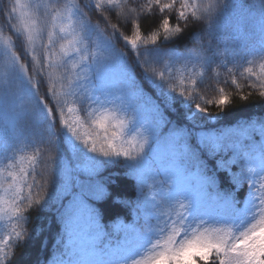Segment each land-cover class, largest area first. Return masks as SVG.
Wrapping results in <instances>:
<instances>
[{
	"label": "snow or ice",
	"instance_id": "snow-or-ice-1",
	"mask_svg": "<svg viewBox=\"0 0 264 264\" xmlns=\"http://www.w3.org/2000/svg\"><path fill=\"white\" fill-rule=\"evenodd\" d=\"M24 7L20 0H0V34L11 33L0 73V160L12 168L9 162L23 148L35 153L31 169L21 172L23 187L14 191L9 211L17 224L0 240V264H264V182L257 184V177L264 181V63L259 72L244 69V84L228 68L264 60V0L251 6L238 0L207 6L197 0H89L67 7L66 15L35 5L39 16H51V30L18 12ZM214 7L218 15L238 10L239 23L255 20L250 30L237 29L235 44L223 55L205 40L211 31L183 35ZM157 13L158 24L142 39L141 17ZM65 20L60 38L74 39L53 61L56 22ZM21 35L29 47L14 50L12 37ZM117 36L137 58L131 70L113 46ZM177 37L175 47L164 52L163 68L139 51ZM38 40L39 56L32 47ZM69 56L79 58L77 77L56 76ZM193 62L207 71L213 64L226 69L223 80L211 77L222 85L212 89L215 95L202 96L197 91L202 81L195 79L190 86L181 80L179 90L174 86L175 65L187 69ZM149 74L166 83L169 96L161 99ZM228 85L234 94H228ZM256 92L262 103L255 118L226 129L214 126L236 99L247 103ZM176 97L189 101L196 113H211L209 119L190 117ZM210 107L219 111L213 114ZM73 113L82 118L70 119ZM90 117L95 135H82ZM45 155L52 165L47 174L40 171ZM8 174L15 183L16 176ZM149 187L154 195H145ZM132 212L147 231L117 223ZM242 212L247 223L230 219Z\"/></svg>",
	"mask_w": 264,
	"mask_h": 264
},
{
	"label": "trees",
	"instance_id": "trees-1",
	"mask_svg": "<svg viewBox=\"0 0 264 264\" xmlns=\"http://www.w3.org/2000/svg\"><path fill=\"white\" fill-rule=\"evenodd\" d=\"M84 2H89V0H36V2L32 6L33 15L41 24H46L47 29H52V20L51 16H39L35 11V5L37 4H48L52 7H56L57 11H59L61 14H63L65 9L72 4H80ZM91 3H95V0H90ZM142 2V0H141ZM198 3H200L203 6H207L208 4H214V5H222L223 3L228 2V0H197ZM238 2L246 3L247 5H258L260 3V0H238ZM43 11V9H41ZM49 11H51V8H49ZM119 11V10H116ZM220 12L219 7H214L210 13H204L203 18L199 21L190 22L189 28L186 29L184 36H188L191 32H195L196 36H199L201 32H204L205 34L209 31L212 32L211 36L205 35V40H212L214 46H218V51L223 55L225 51H231V47L235 44L237 38H238V32L237 29L240 30V32H244L247 30H250L253 25L255 24V20L249 18L245 20L243 23L238 22V18L240 16V13L238 10H228L223 13V15H218ZM93 23L97 22V16L94 12L88 13ZM106 15H109L106 13ZM112 19L111 23L115 24L117 23V17L115 13L111 14ZM160 19L159 13L153 16H143L141 17L140 23L142 26V39H147L148 36L151 34V31L155 29V26L158 24ZM58 27L54 31L53 39L56 41V43L53 46L52 49V60L55 61L58 56L61 54L62 49L67 50L69 47V44L74 39L73 36L69 35L66 38L61 39L60 37L62 34L59 32V27L62 25H59V22H56ZM64 23H67L65 20ZM175 21H173V24ZM212 25L211 29L209 28V25ZM63 27H67V25H63ZM103 27V25H102ZM110 31V29H109ZM122 32L127 31V28H121ZM3 34L7 37L11 35V33L7 32L6 30L3 32ZM128 34V33H125ZM177 38H172L171 41L164 43V42H158L156 45H149L147 49L141 48L139 51L141 54H143L145 51L149 53V59L152 60L155 65L159 68H163L164 64L166 62L167 57L164 55V52L168 49H172L175 47V42ZM44 43H47V32H45L44 36ZM21 44L24 45L25 48H28L27 42L25 40V37L23 35L20 36L19 39H17L16 36L12 37V45L14 46V50L20 48ZM40 46V45H39ZM37 46L36 54L39 56L40 53V47ZM113 46L120 50L122 53H124V62L126 65L131 68L135 67L137 65V58L133 54L130 48L124 45L123 41L119 39L117 36L113 41ZM188 47H194V44L189 42ZM31 50V49H30ZM181 50H183L181 48ZM249 60H252L253 57L249 56ZM78 61L79 58L72 59L71 56L67 58V63L65 66L61 69H59L55 75L56 76H62L64 73H67L69 79H75L77 77L78 72ZM24 62L23 60L21 61ZM7 63L6 59L3 57V51L0 52V73L3 72L4 66ZM219 63V61L217 62ZM264 63V60L260 58H255L254 64H247L244 63L241 67L236 68L232 64H228V68H232L233 73L236 75L237 80L244 84L245 80L241 76V73L244 74V76H247V73L244 72L245 68L253 67V70L255 72L260 71V64ZM174 77H175V85L178 90L181 86V80L184 81L185 84L190 86L191 80L195 79L199 82L202 81V83H199V87L197 88V91L200 92L202 96L211 97L215 95V93L212 91L213 88H219L222 85L216 84L214 80L211 79V77L215 74H218V78L220 80H223L227 76V71L223 67H217L216 64L212 65V70L207 71L204 68H201V66L198 63H190L187 66V69H184L183 65L176 64L175 67L172 69ZM136 72L140 73V68L136 67ZM201 73H204L203 76H201ZM31 74V73H30ZM82 78V77H81ZM149 82L152 84V87L156 90V93L160 95L161 99H165L167 96H169V90L167 88L166 83L163 81H160L152 74L148 75ZM226 91L228 94L232 95L234 94V86L228 85L226 87ZM250 91V89L246 86L244 87V93L247 94ZM261 100L258 95V92L254 93L249 101L247 103L241 102L238 99H236L232 105V108L230 112L222 117L219 121V123L214 122V126L216 128H230L233 127L237 122H243V120L253 117L255 118L256 114H259L261 112ZM176 104L182 105V111H186L190 114V117L194 116L197 121H204L206 122L209 119V115H205L203 113H196L194 110V107L190 106V102L185 100L181 97H176ZM72 106V105H70ZM209 111L215 114L217 111H219L216 108L210 107ZM41 117L44 121V123L47 125L48 117L47 113L44 112L42 106L40 108ZM70 119L75 118H82L79 113H73ZM95 117H90L88 120V123L85 124L83 128L80 129L81 134L85 135L88 133H91L92 135H95V132L93 131V127L91 125V120ZM4 128V118L3 114L0 113V133H2ZM74 143V141H73ZM35 155L33 150L31 148H23L21 151L16 153L15 159L11 161L14 165V171L12 172L14 176H16V182H13L12 176H5L4 172L1 170L2 166L0 164V228L3 227V225H6V228L4 229V232L0 233V240H3L5 236L12 231V225L17 224V221L11 217L10 214V206L13 203V195H14V186L17 185L18 188L23 187L22 183V171H29L32 167V158ZM67 155V153H66ZM44 160V167L40 169L41 172L47 174L51 171L52 165L49 161L48 155H45L43 157ZM30 182V179H29ZM11 186V190L10 189ZM7 190V191H6ZM27 189H24V192H26ZM155 193L151 189V187L145 189V195H154ZM157 200H159V196L156 197ZM34 215V214H33ZM107 222V220L105 221ZM117 223H122L126 225H135L137 228L142 229L144 231L148 230V225H145L143 220L137 221L135 212L132 213H125L123 216H121L120 220L117 221ZM153 224H155V221H153ZM210 229H217V228H227V227H219L216 225H208ZM17 230L19 231L20 228L17 227ZM31 248V246H30ZM150 250L145 252V256H149Z\"/></svg>",
	"mask_w": 264,
	"mask_h": 264
},
{
	"label": "rangeland",
	"instance_id": "rangeland-1",
	"mask_svg": "<svg viewBox=\"0 0 264 264\" xmlns=\"http://www.w3.org/2000/svg\"><path fill=\"white\" fill-rule=\"evenodd\" d=\"M36 2V0H20V4L21 5H24L25 7L22 8V9H18V12L20 11H23L24 13H26V18L27 19H30V20H37L35 18V16L33 15V4ZM67 13L64 12L63 15H66ZM59 22V25H67V23H61L60 21ZM19 23V22H18ZM41 43V41H37L35 45H33L32 47L36 48L37 46H39ZM5 44H6V36L2 33L0 34V52L4 51V48H5ZM9 163H11L13 165L12 168H8L6 166V164L0 160V164L2 166V171L4 172V175L9 177V172H13L14 171V168H15V165L10 161ZM237 171H239V167L237 166L236 168ZM261 182H264L261 180L260 177H257V184L259 185ZM18 188L17 185L14 186V189L13 191H15V189ZM247 189V185H245V191ZM241 207H243V204H241ZM230 219L232 220H235L237 223H239L241 220H243L245 223H247V212H242L240 213L239 215H234L232 217H230ZM257 219H259V217H257ZM209 225H216V226H219V227H228L227 225H219V224H209ZM6 228V225H3L2 228H0V233L4 232V229ZM7 236V235H6ZM5 236V237H6Z\"/></svg>",
	"mask_w": 264,
	"mask_h": 264
}]
</instances>
